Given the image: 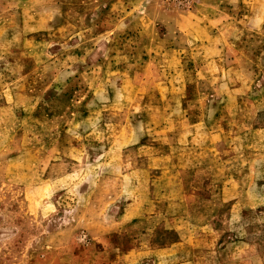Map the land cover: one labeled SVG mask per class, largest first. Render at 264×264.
Wrapping results in <instances>:
<instances>
[{
  "label": "rangeland",
  "instance_id": "1",
  "mask_svg": "<svg viewBox=\"0 0 264 264\" xmlns=\"http://www.w3.org/2000/svg\"><path fill=\"white\" fill-rule=\"evenodd\" d=\"M0 264H264V0H0Z\"/></svg>",
  "mask_w": 264,
  "mask_h": 264
}]
</instances>
